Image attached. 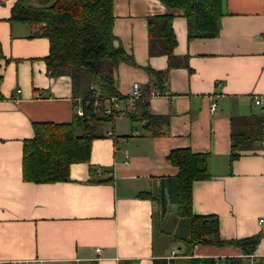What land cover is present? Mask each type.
<instances>
[{
  "label": "crops",
  "instance_id": "obj_1",
  "mask_svg": "<svg viewBox=\"0 0 264 264\" xmlns=\"http://www.w3.org/2000/svg\"><path fill=\"white\" fill-rule=\"evenodd\" d=\"M16 1L0 0V264H186L168 179L178 168L167 155L180 148L208 156L210 177L192 183L193 214L216 215L223 240L262 232L253 258H264V0H220V30L211 38H189L183 10L160 0H113L114 45L134 64L114 69L118 96L97 108L110 107L113 119L91 141L89 161L72 163L68 181L50 183L23 180V141L33 123L70 122L85 89L74 91L68 74H49V40L38 25L11 19ZM155 15L172 16L176 38V65L161 93L145 69L168 68L166 55L148 54L147 19ZM135 83L147 107L133 95ZM148 114L167 122L146 129ZM240 134L250 143L230 160ZM148 192L162 195L163 211L157 198L139 196ZM241 252L229 244L192 249L194 257Z\"/></svg>",
  "mask_w": 264,
  "mask_h": 264
},
{
  "label": "trees",
  "instance_id": "obj_2",
  "mask_svg": "<svg viewBox=\"0 0 264 264\" xmlns=\"http://www.w3.org/2000/svg\"><path fill=\"white\" fill-rule=\"evenodd\" d=\"M160 1L169 7L183 10L189 38H211L218 35L222 16L220 0ZM11 19L38 25L37 34L49 40V53L44 58L49 74H68L72 79L74 91L78 89L77 79H90L87 89L84 88L83 92L82 115L75 111L72 120L67 123H33V137L23 141L24 181H68L70 165L88 162L91 141L105 135L96 131L94 122H110L113 119V111L96 116V109L92 105L94 91L99 92L100 104L118 96L114 69L121 61L134 64L132 56L128 55L122 46L114 45L116 36L112 30L113 0H17L11 8ZM147 34L148 54L166 55L168 59V68L163 71L145 67L149 76L154 77L153 83L161 93L164 90L161 83L167 79L168 70L176 65L173 52L176 38L172 29V16L148 17ZM3 57L0 45V59ZM92 84L96 86L95 89L90 88ZM146 97L145 92L139 97L144 107L148 105ZM145 119V127L150 130H154L160 123L167 122L165 116L159 115L148 114ZM153 132L155 134V131ZM244 140L240 134L236 143L232 141L230 160L236 159L240 147L250 142ZM167 158L178 168L176 176L168 179L172 182L171 201L176 205V215L187 225V235L183 238L187 249L181 253L186 256V264H264V258H253L255 248L263 236L262 232L234 240H223L219 235L216 215L193 214L192 183L210 177L207 154L180 148L170 151ZM139 196L157 198L160 210L165 209L162 195L148 192ZM199 244L233 245L240 248L242 255L223 258L194 257L192 249ZM153 264L167 263L165 258H155Z\"/></svg>",
  "mask_w": 264,
  "mask_h": 264
},
{
  "label": "rangeland",
  "instance_id": "obj_3",
  "mask_svg": "<svg viewBox=\"0 0 264 264\" xmlns=\"http://www.w3.org/2000/svg\"><path fill=\"white\" fill-rule=\"evenodd\" d=\"M89 78H88V81L84 80V81H81L79 79L76 80V85L78 86V89L80 90V88H86L88 87V82H89ZM95 113H96V116H101V114L99 112H97V109L95 110ZM117 121V120H116ZM95 124V129L96 131L100 132V131H105L104 128H103V123H99V121H95L94 122ZM105 126H107V128H111L112 126V123H105L104 124ZM250 142H248L249 144ZM160 214L161 213H156L155 216H154V221H155V225H156V228L157 226L160 228V226H164V219H160ZM171 220H172V216L171 215H167V218H165V224H166V229L168 228V225L171 224ZM162 221V222H161ZM170 221V223L168 224V222ZM168 224V225H167ZM178 231H177V235L180 237V238H184L186 235V231H187V225L185 223V221L183 219H180V222H179V225H178ZM164 227H162L161 229H163ZM160 232L156 229V235H159Z\"/></svg>",
  "mask_w": 264,
  "mask_h": 264
},
{
  "label": "built area",
  "instance_id": "obj_4",
  "mask_svg": "<svg viewBox=\"0 0 264 264\" xmlns=\"http://www.w3.org/2000/svg\"><path fill=\"white\" fill-rule=\"evenodd\" d=\"M133 87H134L133 95L135 96V98H139V97H140V93H139V91H138V84L135 83ZM91 89H93V87H91ZM93 97H94V100H93V104H92V105H93V107H94L95 109H97V108L99 107L100 102H101V100H100V96H99V92H98V91H94ZM114 99H115V97H111V98L109 99V101L113 102ZM254 102H255L256 104H260V103L263 102V99H262V98H255ZM215 108H216V105H215L214 103H212L211 106H210V111H211V112L214 111ZM111 111H112V109H111L110 107H108V108L104 109L103 112H104V114H110ZM77 113H78L79 115H82V113H83L82 107H79V108L77 109ZM98 171H99V170H98ZM262 223H264V217H260V218L258 219V224H262ZM169 256H170L171 258H172V257H175V256H176V251L173 250V251L170 253ZM1 264H27V263L24 262V261H22V260H5V261H3Z\"/></svg>",
  "mask_w": 264,
  "mask_h": 264
}]
</instances>
